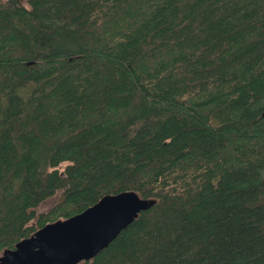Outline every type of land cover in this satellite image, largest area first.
<instances>
[{
    "label": "trees",
    "instance_id": "16d2710c",
    "mask_svg": "<svg viewBox=\"0 0 264 264\" xmlns=\"http://www.w3.org/2000/svg\"><path fill=\"white\" fill-rule=\"evenodd\" d=\"M122 191L78 264H264V0H0V255Z\"/></svg>",
    "mask_w": 264,
    "mask_h": 264
},
{
    "label": "water",
    "instance_id": "95a60500",
    "mask_svg": "<svg viewBox=\"0 0 264 264\" xmlns=\"http://www.w3.org/2000/svg\"><path fill=\"white\" fill-rule=\"evenodd\" d=\"M156 200L134 191L107 194L80 213L45 224L5 249L0 264H78L106 248Z\"/></svg>",
    "mask_w": 264,
    "mask_h": 264
},
{
    "label": "rangeland",
    "instance_id": "374dc122",
    "mask_svg": "<svg viewBox=\"0 0 264 264\" xmlns=\"http://www.w3.org/2000/svg\"><path fill=\"white\" fill-rule=\"evenodd\" d=\"M55 199L56 197H52L43 202L42 205L38 207V212L47 210L55 202Z\"/></svg>",
    "mask_w": 264,
    "mask_h": 264
}]
</instances>
